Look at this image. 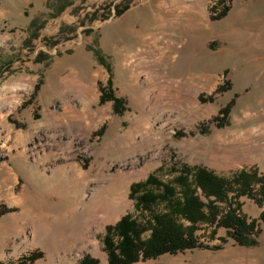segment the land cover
Masks as SVG:
<instances>
[{
	"label": "rangeland",
	"instance_id": "374dc122",
	"mask_svg": "<svg viewBox=\"0 0 264 264\" xmlns=\"http://www.w3.org/2000/svg\"><path fill=\"white\" fill-rule=\"evenodd\" d=\"M196 168L264 176V0H0V264H108L132 185ZM236 202L254 244L201 223L132 264H264Z\"/></svg>",
	"mask_w": 264,
	"mask_h": 264
},
{
	"label": "trees",
	"instance_id": "16d2710c",
	"mask_svg": "<svg viewBox=\"0 0 264 264\" xmlns=\"http://www.w3.org/2000/svg\"><path fill=\"white\" fill-rule=\"evenodd\" d=\"M120 13L118 11L117 15ZM172 182H160L152 174L145 181L132 185L130 196L140 216L127 213L107 228L103 242L108 264H132L163 253L202 247L196 236L201 223L214 228L224 227L227 236L240 245L255 243L249 233L256 220L248 221L237 211L240 204L236 202L232 206L230 199L246 195L261 205L264 200L263 175L253 170H241L231 177H224L205 168H196L192 171L183 169ZM156 206L161 208L154 210ZM259 218L264 220V209ZM146 230L150 232L144 238L141 235ZM29 259L33 258H25V261ZM25 261L11 264H25ZM89 261L97 264L86 257L80 264Z\"/></svg>",
	"mask_w": 264,
	"mask_h": 264
},
{
	"label": "bare ground",
	"instance_id": "6f19581e",
	"mask_svg": "<svg viewBox=\"0 0 264 264\" xmlns=\"http://www.w3.org/2000/svg\"><path fill=\"white\" fill-rule=\"evenodd\" d=\"M63 172L65 173V174H63V175H66V174H69V173H70V171H66V170H64ZM43 218H44V217H43ZM41 219H42V218H41ZM44 220H45V219H44ZM46 228H47V226H45V223H44V222H41L40 225H39V227L37 228V231H36V232L43 233L42 231H45Z\"/></svg>",
	"mask_w": 264,
	"mask_h": 264
}]
</instances>
